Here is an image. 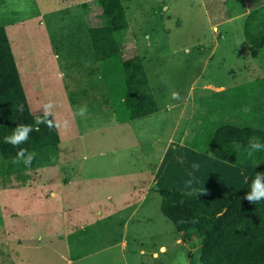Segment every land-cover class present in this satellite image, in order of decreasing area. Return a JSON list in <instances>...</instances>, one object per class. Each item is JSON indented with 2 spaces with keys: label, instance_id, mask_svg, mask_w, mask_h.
Listing matches in <instances>:
<instances>
[{
  "label": "rangeland",
  "instance_id": "rangeland-1",
  "mask_svg": "<svg viewBox=\"0 0 264 264\" xmlns=\"http://www.w3.org/2000/svg\"><path fill=\"white\" fill-rule=\"evenodd\" d=\"M93 1L0 0L31 110L51 102L61 125V143L30 166L0 155V264H200L201 248L161 211L172 155L158 179L154 169L170 138L208 153L224 125L264 131V49L244 36L264 0H123L124 62L142 59L158 104L127 124L90 43L89 29L103 24ZM191 158L179 154L175 172L199 165ZM229 178L228 191L200 196L234 194L243 178Z\"/></svg>",
  "mask_w": 264,
  "mask_h": 264
},
{
  "label": "trees",
  "instance_id": "trees-1",
  "mask_svg": "<svg viewBox=\"0 0 264 264\" xmlns=\"http://www.w3.org/2000/svg\"><path fill=\"white\" fill-rule=\"evenodd\" d=\"M92 4L101 8L103 24L89 29L90 43L118 122L156 114L158 104L142 59H123L121 48L129 30L123 0H95ZM89 5L83 3L82 7L88 11ZM261 23L264 6L247 15L244 36L251 46L263 50ZM37 119H45L44 113L31 110L10 37L5 28H0V155L5 161L14 160L20 149L26 150L25 155L38 154L61 143L54 116L46 117L51 127L37 124ZM21 124L33 126L28 140L18 147L5 143L4 138ZM253 138L264 144V131L224 125L211 141V154L217 161L245 168L246 179L234 194L203 198L195 192L171 190L163 196L162 213L188 246L201 248L200 264H264V199L256 203L245 199L257 173L264 174V148L248 154Z\"/></svg>",
  "mask_w": 264,
  "mask_h": 264
},
{
  "label": "crops",
  "instance_id": "crops-1",
  "mask_svg": "<svg viewBox=\"0 0 264 264\" xmlns=\"http://www.w3.org/2000/svg\"><path fill=\"white\" fill-rule=\"evenodd\" d=\"M167 10H168V7H167ZM212 89L215 91H218V92L223 91V88H212ZM111 111H113V109H111ZM113 113L115 115L114 111H113ZM151 116H153V115H151ZM151 116H149V117H151ZM145 118H147V117H145ZM135 121H137V120H135ZM121 124H127V123H121ZM212 139H213V137H212ZM212 139H211V141H212ZM211 141H210V144H211ZM173 148H175L176 150H174L172 152ZM183 152H186V153L193 155L194 158H191V161L193 160V162L199 163L198 169L192 168V169H190L191 171L185 172L184 174L175 172L173 164L177 163V161L174 159L178 158L179 154H181ZM169 154H171L173 157L169 162V163H171L172 166L170 165L169 168H167L165 178L168 179V182H167L168 185H166L164 182L163 186L164 187L166 186V187H165V189H161L162 194H167L169 191H171L172 190L171 188H173L172 186H178V187L184 188L185 190H188L190 192H195L199 195L205 194V193H210V192H212V190H214V192H218V190L228 191L229 190V184L231 183V179L229 177H236L237 180H241L243 178L240 181L241 184H243V182L246 179L245 168L231 166L232 168H230V170L228 171L226 168L227 166H225L226 164H223V163L217 161L212 156L211 150L208 153L201 152V151H198L194 148L189 147L186 144H183L182 142L178 143V141H176L173 138H170L168 140L166 149L164 150L161 158L159 159L158 165L154 169L155 173L158 174L157 179L161 175V170L163 169L165 161H166ZM194 164H196V163H194ZM145 170H146V172H141V174H142L141 176H143V174L148 173V165L145 168ZM231 171L233 172L234 176L229 175V173ZM189 180H191L192 183L190 185L186 186V182ZM235 187H236V185H235ZM167 189L168 190L171 189V190L167 191ZM234 190H237V189L235 188ZM220 194H228V193L224 192V193H220Z\"/></svg>",
  "mask_w": 264,
  "mask_h": 264
},
{
  "label": "clouds",
  "instance_id": "clouds-1",
  "mask_svg": "<svg viewBox=\"0 0 264 264\" xmlns=\"http://www.w3.org/2000/svg\"><path fill=\"white\" fill-rule=\"evenodd\" d=\"M174 98L176 94H173ZM53 107L52 103H48L44 105V116L45 119H37L36 123H47L48 126H52L51 121H47L46 117L51 114V108ZM22 110V109H21ZM87 112L86 107H80L78 109L77 115L84 117ZM61 125L57 124L56 127H60ZM33 131L32 125H24L21 124L15 128L13 133L10 136H6L4 138L5 143L11 144L14 147H18L20 144L26 142L29 138V134ZM262 148H264V144H261L258 140L255 138L251 139L249 141L248 145V154L251 156L253 152L260 151ZM26 150L20 149L17 152V157L14 159V163L20 162V160H23L24 164L27 166L31 165L32 160L34 159V153H28L25 155ZM183 162L182 160L180 161ZM194 169H198V165L193 164ZM264 176V174L257 173L255 178L252 180L251 184V191L245 195V199L249 203H256L259 202L261 199H264V183L261 182V177ZM192 183L191 180L186 182V186L190 185Z\"/></svg>",
  "mask_w": 264,
  "mask_h": 264
}]
</instances>
